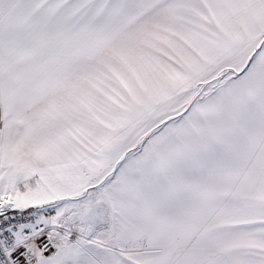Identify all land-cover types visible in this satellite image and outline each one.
Returning a JSON list of instances; mask_svg holds the SVG:
<instances>
[{
    "label": "snow or ice",
    "instance_id": "snow-or-ice-1",
    "mask_svg": "<svg viewBox=\"0 0 264 264\" xmlns=\"http://www.w3.org/2000/svg\"><path fill=\"white\" fill-rule=\"evenodd\" d=\"M0 264H264V0H0Z\"/></svg>",
    "mask_w": 264,
    "mask_h": 264
}]
</instances>
